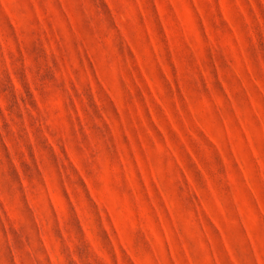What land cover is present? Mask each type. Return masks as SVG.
Wrapping results in <instances>:
<instances>
[{"label": "rangeland", "instance_id": "obj_1", "mask_svg": "<svg viewBox=\"0 0 264 264\" xmlns=\"http://www.w3.org/2000/svg\"><path fill=\"white\" fill-rule=\"evenodd\" d=\"M0 264H264V0H0Z\"/></svg>", "mask_w": 264, "mask_h": 264}]
</instances>
